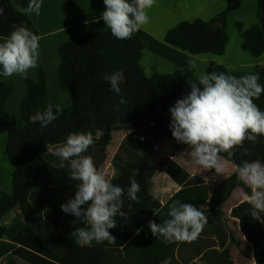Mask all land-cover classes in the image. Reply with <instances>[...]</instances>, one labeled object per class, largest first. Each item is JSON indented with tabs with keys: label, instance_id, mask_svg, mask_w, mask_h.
I'll return each instance as SVG.
<instances>
[{
	"label": "trees",
	"instance_id": "1",
	"mask_svg": "<svg viewBox=\"0 0 264 264\" xmlns=\"http://www.w3.org/2000/svg\"><path fill=\"white\" fill-rule=\"evenodd\" d=\"M242 1L226 0L225 9L209 21H182L167 31L164 43L193 56H222L228 43L227 17L239 9ZM28 3L29 0H0L4 8L3 15H0V38L7 37L13 31V25L26 26L38 35L30 18L20 11ZM256 18L257 24L248 29L243 30L240 23L236 24V29L242 39V51L258 58L264 55V0H257ZM145 48L141 31L130 40H120L111 34L110 29L78 35L59 46L56 50L59 59L57 84L68 95L70 105L62 108L63 114L46 127L29 119L37 111H44L48 105L44 71L38 69L35 80H24L26 91L19 101L17 118L6 111L15 86L12 81H0V134L7 136L5 153L13 169L11 194L0 192L5 201L0 221L16 207L25 216L23 229L12 238L11 243L0 247V259H4V264H18L17 260L26 264H115L118 251L106 248L110 245L106 241L100 247L94 246L95 242L91 247L76 245L70 233L75 227L85 225L61 210L62 204L74 198L79 182L69 178L67 161L60 168L59 158L55 163L48 159V154L51 157L54 155L48 152L46 144L59 146L72 132L95 133L97 128L103 130V135L95 139V143L84 153L93 158L99 169L105 159V148L110 143L111 133L131 131L112 159L116 175L111 182L124 189L121 210L128 213L126 219L117 216V227L109 230L116 237L115 245L125 243L154 215L157 205L150 193V181L156 167L150 158L156 144L162 139L169 140L173 148H188L172 137L169 109L178 99L191 92L189 81H195L197 76L186 64L179 65L169 74L153 73L147 76L140 64ZM117 70H122L125 76L119 95L103 79L105 74ZM2 71L0 66V73ZM206 72L225 74V69L210 63ZM256 73L260 76L258 82L264 86V65L257 68ZM121 97L126 103L120 104ZM254 103L264 111V93L259 99L254 98ZM171 157L170 152H165L157 163L165 167L167 175L181 187L170 199L167 208L179 200L193 204L206 214L219 210L238 187L250 195V188L237 179V171L245 160L264 163V136H258L254 143L245 140L243 147L237 148L231 158L227 153H220L221 159L233 164L236 170L223 179L210 196L207 195L204 181L200 177L190 176L170 160ZM130 178H135L140 184L137 201L130 200L127 195ZM49 187L60 189L63 195L51 197ZM204 204L207 209H202ZM250 210L251 205L244 202L233 209L232 215L240 217L245 238L254 248L256 263L264 264V223L253 219ZM261 217L264 219V213ZM5 233L6 227L0 222V239ZM177 243H170V246ZM145 257L141 264H158L166 254L149 252Z\"/></svg>",
	"mask_w": 264,
	"mask_h": 264
},
{
	"label": "clouds",
	"instance_id": "2",
	"mask_svg": "<svg viewBox=\"0 0 264 264\" xmlns=\"http://www.w3.org/2000/svg\"><path fill=\"white\" fill-rule=\"evenodd\" d=\"M155 2L156 0H103L106 10L97 21L102 18L115 38L130 40L150 23L148 10ZM41 7L42 0H29L23 14L39 15ZM3 13L4 8L0 5V15ZM12 27L13 31L7 37L0 38L3 40L0 43L2 75H20L26 78L28 70L37 67L41 37L26 26ZM188 68L190 71L195 69V62H190ZM103 79L110 83L114 93H121L120 84L125 79L122 70L105 74ZM259 80L258 73L237 78L224 73L205 72L195 81H189L191 92L178 99L169 109L172 117L169 125L172 137L178 143L188 146L189 155L201 168L214 169L217 174H222L224 164L220 162V153H227L231 158L237 148L243 147L245 140L254 143L258 136H264V111L254 103V98L259 99L264 93V86ZM123 103L126 101L121 97L120 104ZM53 109L54 106L49 103L44 111H37L29 119L46 127L63 114L60 105H55V111ZM102 135L103 130L99 128L95 133L72 132L59 146L46 144L48 152L60 159L59 167L63 168L67 161L70 167L69 178L79 182L74 198H69L62 204L61 210L85 225L75 227L70 233L75 244L81 247H91L93 242L102 244L106 241L108 244H115L116 237L109 230L117 227V216L125 219L128 216L127 212L121 210L124 189L106 178L90 155H84L95 143V139ZM237 179L251 189L250 195L245 194L243 197L251 205L250 216L264 223L261 217L264 213V163L259 160L242 161L238 167ZM139 191L138 181L130 178L128 198L137 201ZM158 213V209L154 210L155 215ZM167 215L169 218L160 224L153 220L148 221L152 235L163 237L165 243L191 242L197 239L208 223V218L197 207L179 200L169 206ZM142 230L138 228L135 234L139 235Z\"/></svg>",
	"mask_w": 264,
	"mask_h": 264
},
{
	"label": "crops",
	"instance_id": "3",
	"mask_svg": "<svg viewBox=\"0 0 264 264\" xmlns=\"http://www.w3.org/2000/svg\"><path fill=\"white\" fill-rule=\"evenodd\" d=\"M225 7L226 0H156L154 6L148 10L150 23L140 30L141 40L146 45L140 59L145 74L147 76L153 73L169 74L177 70L179 65H189L190 62L196 64V68L193 70L197 77L206 72L210 63L224 67L226 75L237 78L247 74H255L256 69L264 65V55L255 58L242 51V39L236 29V24L240 23L243 30L257 24V0H243L239 9L228 15L226 20L228 43L222 56L210 54L193 56L164 43L167 31L182 21L195 19L209 21L221 13ZM105 10L106 6L103 0H42L40 14L27 15L41 39L39 41L40 55L37 67L29 69L26 78L35 80L38 69L44 71L48 104L51 103L54 109L55 105H60L61 108L70 105L68 95L57 90L59 89L57 84L59 65L57 48L78 35L107 30L108 28L102 18L97 21V18ZM20 11L23 12V9ZM246 11L248 12L246 13ZM85 21L88 23L86 24ZM2 42L3 40L0 39V43ZM50 73L52 77L50 78L52 81L50 85L57 92L54 97L50 96L48 88ZM26 78L20 75L4 77L2 72L0 73V81H12L16 86L22 87L21 94L17 97L13 93L6 106L7 113L15 118L19 116V101L26 91L24 84ZM130 132L114 131L111 133L110 143L105 148V159L98 169L110 181L116 175L112 159ZM115 136H117V140L115 146L111 148ZM162 141L164 144L157 156V146ZM6 142L7 136L0 134V192L9 195L12 191L13 169L5 153ZM165 152H170L172 154L170 160L174 161L190 176L200 177L207 187V195L209 196L223 179L232 175L236 170L233 164V166L224 164L230 168L225 177L217 179L215 170L213 172L204 170L205 173L201 175L197 172L198 168H194L195 160L189 155V149L186 146L173 148L169 140H160L150 158V162L156 167V172L150 181V193L157 205L154 210L158 209L159 213L152 215L149 220H153L157 224L169 218L167 215L169 211L168 202L181 188L167 175L165 167L157 165ZM180 152L182 155L179 156L178 153ZM47 156L53 163L58 160L55 155L54 157L49 154ZM95 156L97 155L95 154ZM48 194L52 195L51 197H59L62 192L58 188L49 187ZM245 194L247 193L238 187L231 192L219 210L204 214L208 218V223L197 239L191 242L178 241L176 245L170 246V243L163 242V237L158 238L152 235L148 227V220L142 227H139L143 229L139 235H136L135 232L122 245L110 244L106 248L118 251L116 252L115 264H141L149 252L152 254L157 252L159 255L166 254V257L158 264H257L254 248L246 240L242 231L240 217L232 215L233 209L247 202L243 199ZM4 205V198L0 195V212ZM202 209H207V205L204 204ZM239 213L242 215L241 212ZM0 222L6 227V233L0 239L1 247L11 243L12 238L23 229L25 216L16 207L4 215ZM101 245L96 244L94 246L100 247ZM225 252L226 254H224ZM3 261L4 259H0V262ZM21 262L17 260L18 264Z\"/></svg>",
	"mask_w": 264,
	"mask_h": 264
},
{
	"label": "rangeland",
	"instance_id": "4",
	"mask_svg": "<svg viewBox=\"0 0 264 264\" xmlns=\"http://www.w3.org/2000/svg\"><path fill=\"white\" fill-rule=\"evenodd\" d=\"M247 12H248V11H246V13H247ZM227 35H228V34H227ZM50 78H52V77H51V73H50V75H49V77H48V88H49L50 96H53V97H54L55 94H56L57 92H56V90L52 87V85H50V82H52ZM14 86H15L14 94H15V96L18 97V96L21 94L22 87L20 88V86H16L15 84H14ZM57 90H58L59 92H61L60 89H57ZM116 140H117V136L114 137V140H113V143H112V145H111V148H113V147L115 146ZM163 144H164V141H162V142H160V143L158 144V146H157V156L160 154V151H161V148H162ZM178 155H179V156L182 155V152L178 153ZM193 159H194V158H193ZM220 162H222L223 164H226L227 166H229V165H230V166H233L231 163H228V162L224 161L223 159H221ZM193 165H194V168H198L197 172H198L199 174L203 175V174L205 173L204 170H206V169L201 168L198 164L195 163V161H194ZM226 165H224V172H223L222 174H217V173H216V174H217V179H220V178L225 177V176L228 175V172L230 171V168L227 167ZM0 264H4V261H3V262H0ZM20 264H26V263L21 262Z\"/></svg>",
	"mask_w": 264,
	"mask_h": 264
}]
</instances>
